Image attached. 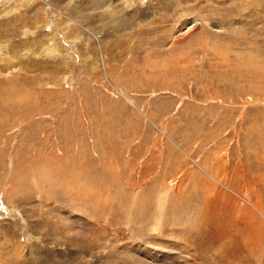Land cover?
Instances as JSON below:
<instances>
[{
    "label": "rangeland",
    "instance_id": "rangeland-1",
    "mask_svg": "<svg viewBox=\"0 0 264 264\" xmlns=\"http://www.w3.org/2000/svg\"><path fill=\"white\" fill-rule=\"evenodd\" d=\"M255 203L264 0H0V264H264Z\"/></svg>",
    "mask_w": 264,
    "mask_h": 264
},
{
    "label": "bare ground",
    "instance_id": "bare-ground-1",
    "mask_svg": "<svg viewBox=\"0 0 264 264\" xmlns=\"http://www.w3.org/2000/svg\"><path fill=\"white\" fill-rule=\"evenodd\" d=\"M211 176V175H210ZM217 180V179H216ZM219 180V179H218ZM231 188V187H230ZM234 189H231V191H233ZM247 201L249 200V199H246ZM251 202V201H250ZM255 206V207H254ZM254 208L257 210V213L256 212H254L255 210H253V211H251V210H249V211H251V213L253 214V216H254V218L256 217V225H255V228H257V226H260V225H262V224H264V222H263V220H262V218H260L258 215L260 214V215H264V211H263V209H262V206H260V204H257V203H255L254 204ZM247 214V213H246ZM249 214H250V212H249ZM257 215V216H256ZM246 218H247V216H246ZM250 219V218H249ZM251 222V221H250ZM253 222V223H254Z\"/></svg>",
    "mask_w": 264,
    "mask_h": 264
}]
</instances>
